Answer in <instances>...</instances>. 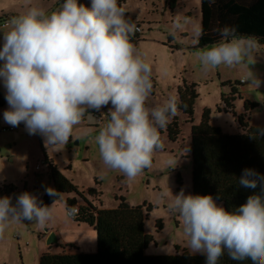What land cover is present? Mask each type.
Segmentation results:
<instances>
[{"label":"clouds","instance_id":"1","mask_svg":"<svg viewBox=\"0 0 264 264\" xmlns=\"http://www.w3.org/2000/svg\"><path fill=\"white\" fill-rule=\"evenodd\" d=\"M136 30L118 0H91L90 7L63 0L51 13L32 6L13 16L2 30L0 49V78L9 105L4 121L13 127L23 123L30 135L43 137L47 148L58 147L68 143L86 111L111 103L109 119L95 140L106 168L134 180L151 167L154 152L163 149L159 130L178 112L175 96L162 106H147L152 66L131 41ZM218 32L219 40L195 52L202 70L247 67L245 81L258 89L262 81L249 65L264 45L228 27ZM238 183L249 189L259 186L260 193L233 211L212 195H185L183 189L175 196L170 190L161 194L169 214L179 217L190 253L204 255L206 264H218L225 253L234 261L264 264V175L246 168ZM46 193L59 196L52 188ZM52 205H43L27 191L15 204L11 197H0V237L11 222L45 227L53 219ZM77 211L68 208L67 215Z\"/></svg>","mask_w":264,"mask_h":264},{"label":"rangeland","instance_id":"2","mask_svg":"<svg viewBox=\"0 0 264 264\" xmlns=\"http://www.w3.org/2000/svg\"><path fill=\"white\" fill-rule=\"evenodd\" d=\"M81 1L80 4L91 6V0ZM62 2L63 0H0V49L3 47L2 30L6 31L8 28L3 27V24L8 23L13 16L23 14L32 6L51 13L59 9ZM168 2L169 0H118V4L125 8L126 17L136 24V28L142 30L138 35L140 41L134 45L152 66L153 90L147 106H162L171 96L177 97L179 102L178 90H183L185 84H196L198 98L194 105V123L199 124L203 114L208 111L212 126L220 128L224 134H237L242 132L238 116L226 112V104L222 101V95L229 97L233 86L238 91L234 102H231L235 106V112L244 115L245 121L251 126H264V48L256 54L255 63L249 65L250 70L262 81L258 89L250 87L245 81L248 68L244 66L230 68L221 65L210 71H203L195 56L199 49L195 45L201 31V0H176L173 9ZM135 36L134 34L131 38ZM3 63L4 61H0V67ZM242 80L243 83L240 82ZM0 86H4L2 78ZM247 102L255 103L257 107L252 108L246 105ZM8 109V104L0 107V186L3 183L13 184L18 187L19 193L26 188L42 202L47 194L46 189L52 188L53 182L46 174V167L43 172L36 167L38 164L43 165L44 153H47L55 161L58 170L80 192L84 191V196L96 207L101 205L106 209L116 208L120 204V198H125L127 204L133 207H151L144 222L146 234L153 238L146 250L147 255H173L177 247L190 253L179 217L169 214L168 201L161 196L168 190L175 196L182 189L185 195L193 194L191 159L185 156L190 144L192 124L187 122L188 118L182 112L178 111L169 122L177 117L182 133L179 141L171 142L166 128L160 129L163 149L154 152L150 168L130 181L121 172L109 170L103 164L95 140L101 127L95 125L91 109L74 128L66 145L50 148L45 146L40 135H30L23 123L17 127L6 123L3 113ZM110 109L111 103L101 108L105 116H108ZM73 149L78 150L80 158ZM178 174L181 185L177 183ZM90 189L97 190L98 195L90 196L87 193ZM74 198L78 206L85 205L83 199L74 192L62 194L59 200L51 204L54 210L52 220H56L58 230L63 234L82 238L78 237V231L90 235L94 232L84 227L78 230L73 219L67 215L66 202ZM51 226L52 224L40 229L37 224L28 221L9 223L0 237V264H39V249L36 246L44 241L41 234L46 229L50 230ZM48 235V232L45 233L46 237ZM94 237L96 243V235ZM62 248L59 253L75 252V248ZM191 255L204 256L199 253Z\"/></svg>","mask_w":264,"mask_h":264},{"label":"trees","instance_id":"3","mask_svg":"<svg viewBox=\"0 0 264 264\" xmlns=\"http://www.w3.org/2000/svg\"><path fill=\"white\" fill-rule=\"evenodd\" d=\"M168 4L173 9L176 0H169ZM200 13L201 31L195 48H203L219 40L218 29L225 27L233 29L238 36H254L264 45V0H214L211 4L209 0H201ZM131 41L136 45L140 41L139 36L131 38ZM196 87V84H185L183 90H178V111L187 116V122L192 124L190 144L185 155L192 164V193L212 195L227 211H233L246 203L248 196L260 193L259 186L256 189L245 188L239 185L238 179L246 168L255 169L264 175V134L261 133L264 127L251 126L245 121L244 115L235 112L231 102H234L238 91L233 86L229 97L222 95V101L226 104V112L238 116L242 132L224 134L220 128L210 124L208 111L203 114L202 121L195 124ZM5 96L6 88L0 86V107L8 104ZM246 105L257 107L255 103L247 102ZM86 114L87 111L84 116ZM166 131L171 142L179 141L182 133L177 117L168 123ZM44 163L53 189L59 192V196L44 195L43 205L53 204L62 194L74 192L79 195L85 205L78 206L75 198L68 199L66 204L68 208L79 207V214L73 218L75 222L87 224L95 230L97 251L93 254L47 252L41 255L39 264H206L205 256L191 255L179 247L173 255H147L146 250L153 241L144 228L150 206L133 207L127 204L125 198H120L116 208L106 209L101 205L98 208L84 196V191L80 192L46 157ZM177 183L181 185L180 174L177 175ZM23 191H27L26 188ZM87 193L90 196L98 195L95 189ZM19 194L18 187L13 184L3 183L0 186V197H11L13 204ZM145 206L147 213L144 211ZM67 246L78 251L74 244ZM218 264H251V261H234L225 253Z\"/></svg>","mask_w":264,"mask_h":264},{"label":"crops","instance_id":"4","mask_svg":"<svg viewBox=\"0 0 264 264\" xmlns=\"http://www.w3.org/2000/svg\"><path fill=\"white\" fill-rule=\"evenodd\" d=\"M81 0H78V3H80ZM82 2V1H81ZM241 82V81H240ZM91 113L93 112V110L90 111ZM89 113V111H87V114ZM87 114L85 116H87ZM83 116V117H85ZM86 119V118H84ZM96 125V124H95ZM97 126V125H96ZM253 126H256V127H264L262 125H253ZM25 127V126H24ZM73 152H75V154L80 158L81 157V154L78 152L77 149H73ZM45 157L48 159V161H51L54 165H55V161L51 158V156H49L47 153H44V160H45ZM40 165V164H38ZM41 166V165H40ZM44 167L45 168V171H46V174L48 176V168L46 166V164L44 163L43 161V165L41 166V169H40V172L44 170ZM70 168H71V165H70ZM49 178V176H48ZM50 180V179H49ZM51 181V180H50ZM52 189H53V186H52ZM56 220H51L46 226L49 227L50 224H52V228L50 230H48V233L49 235L51 233H55V235L57 236L58 240H59V243L56 244V245H52V246H49L47 244V238L48 236L46 237L45 236V231L41 234L42 238H43V242L41 241L39 244H37L36 248L39 249V260H40V257L42 254L44 253H52V254H58L59 253V250L63 249L62 247H65L67 245H70V244H74L78 251L74 250L75 252L73 253H88V254H93L97 251V235H96V232L95 230L90 227L89 225L87 224H84V223H77L75 222V224L77 225V229L78 230H82L81 228L84 227V228H87L88 230H92L96 235V243H95V235L93 234H88V233H83L81 231H78L79 232V236L78 237H82V238H76L75 236H70V235H65L63 234L62 232H60L58 229V224L55 223ZM57 227V228H56ZM40 229H42L40 226H39ZM76 230V229H74ZM87 232V231H85ZM83 235V236H82ZM58 245H60V247H57ZM66 251V250H65Z\"/></svg>","mask_w":264,"mask_h":264},{"label":"built area","instance_id":"5","mask_svg":"<svg viewBox=\"0 0 264 264\" xmlns=\"http://www.w3.org/2000/svg\"><path fill=\"white\" fill-rule=\"evenodd\" d=\"M4 26H8V23H4L3 24V27ZM141 32H142V30L139 27H137V30L135 32V35H139ZM243 82L244 81L242 80L241 83H243ZM92 114H94V119L96 120V123L95 124L97 126L102 127L104 124L107 123L108 116H105V114L103 113V111L101 109L99 111H93ZM1 131H2V129H0V132ZM36 169L37 170H40L41 169V166L40 165H37ZM75 208L78 210L77 213H76V215H78L79 214V207L77 206ZM75 216H71V217L69 216V217L73 219Z\"/></svg>","mask_w":264,"mask_h":264},{"label":"water","instance_id":"6","mask_svg":"<svg viewBox=\"0 0 264 264\" xmlns=\"http://www.w3.org/2000/svg\"><path fill=\"white\" fill-rule=\"evenodd\" d=\"M45 232L47 233L48 232V229L45 230ZM59 243V240L57 238V236L55 235V233H51L48 238H47V244L49 246H52V245H56Z\"/></svg>","mask_w":264,"mask_h":264}]
</instances>
